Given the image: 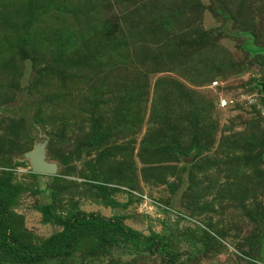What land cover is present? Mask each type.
Wrapping results in <instances>:
<instances>
[{
	"label": "rangeland",
	"instance_id": "rangeland-1",
	"mask_svg": "<svg viewBox=\"0 0 264 264\" xmlns=\"http://www.w3.org/2000/svg\"><path fill=\"white\" fill-rule=\"evenodd\" d=\"M263 83L264 0H0V264H264Z\"/></svg>",
	"mask_w": 264,
	"mask_h": 264
},
{
	"label": "trees",
	"instance_id": "trees-1",
	"mask_svg": "<svg viewBox=\"0 0 264 264\" xmlns=\"http://www.w3.org/2000/svg\"><path fill=\"white\" fill-rule=\"evenodd\" d=\"M114 233L121 235L125 241H134L140 237L128 230L118 218L105 219L101 217L79 218L72 222L47 245L39 248L25 249L16 242H6L4 261L31 262L40 259L65 257L72 249L74 242L81 236L92 233ZM149 240V239H148ZM152 248V246H148Z\"/></svg>",
	"mask_w": 264,
	"mask_h": 264
},
{
	"label": "water",
	"instance_id": "water-1",
	"mask_svg": "<svg viewBox=\"0 0 264 264\" xmlns=\"http://www.w3.org/2000/svg\"><path fill=\"white\" fill-rule=\"evenodd\" d=\"M261 86H262V91L264 93V83ZM38 170L43 171V172L44 171L51 172L52 171V167H50V166H48V167L43 166L41 168L39 167Z\"/></svg>",
	"mask_w": 264,
	"mask_h": 264
}]
</instances>
